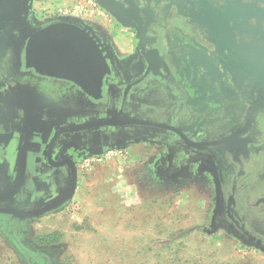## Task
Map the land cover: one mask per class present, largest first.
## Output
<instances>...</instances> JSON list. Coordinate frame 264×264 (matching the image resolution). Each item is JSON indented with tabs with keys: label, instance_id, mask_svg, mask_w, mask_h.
<instances>
[{
	"label": "flooded vegetation",
	"instance_id": "1",
	"mask_svg": "<svg viewBox=\"0 0 264 264\" xmlns=\"http://www.w3.org/2000/svg\"><path fill=\"white\" fill-rule=\"evenodd\" d=\"M112 1L115 5L114 9L117 10L118 7L120 10H117L120 18L135 27L137 31L126 32L113 19L93 24L72 22L95 39L109 64L110 71L105 76L101 96L94 98L76 83L44 76L27 67L26 50L30 36L52 24L71 22L53 20L42 26L30 23L36 29L31 31L28 15L31 17L30 22L34 21L38 14V2L0 0V25H3L0 28V37L5 34L16 35L20 40L23 38L25 44L22 50L20 73H32L33 78L44 88L53 89L58 88L59 85L60 88L71 92V98L65 101V105L61 101L49 99H45L43 103L49 110L46 115L49 122L52 117L59 115L57 122L60 125L53 129L45 144V161L48 169L60 172V175L55 177L57 183L52 185L51 176L44 179L49 188L46 187L47 194L43 196V201L39 200V193L36 192L37 194L33 193L30 206L11 207L4 205L6 203L0 205V241L5 242V237L9 232L11 233L10 227H13L11 234L15 237L14 247L28 258V261L23 263L17 255L14 264H56L43 256L45 249L39 251L35 248L31 251L33 247H30L28 253V248L25 247L27 241L23 238L19 243L17 234L21 228L28 230L32 220L70 204L71 199L50 211L43 212L65 200L71 194L75 183L78 187L85 161L110 150H122L121 147L133 148L142 156L145 154L147 159L154 160L152 173L160 176L167 183H178L180 186L191 184L202 188L204 194L207 193V198H213L210 220L213 221V225L216 224L215 231L228 232L229 238L243 239L264 249V191L257 192L253 187L257 180L264 179V91L259 92L255 100L253 98L251 101L248 99L243 101L242 108L237 110L230 111L227 104L225 107L217 105L219 109L217 112L216 109L210 108L209 110L213 109L215 114L218 112L222 114L219 122L224 128L213 131V136L210 138L202 130V126L197 128L201 116L188 112L187 107L184 108L186 102L178 92L182 75L185 77L189 74L191 68L200 71V56L196 57V55L203 52L208 55L204 57V63L208 66L207 76L211 78V84H215L214 73L217 69H221L215 70V66L213 72L210 71L215 63L221 62L218 66L224 65L225 71H228L224 64L225 57L220 53L222 49L231 53L230 56L234 59L230 58L234 64H238L235 59L246 62L245 66L249 67L247 74L264 77V43H239L240 38L246 42L243 38L245 33L239 36L235 31L233 24L236 22L234 17L236 15L233 14L229 17L230 22L224 24L220 31H216L213 25H208V21L213 24L214 20H221L215 15L219 14L221 4L231 6L226 0L225 3L220 2L221 4H217L219 0ZM250 1L259 8L260 12H264V0ZM117 3H120L121 7ZM229 11L225 10L226 13ZM50 14L55 17L58 15L53 8ZM246 18L253 26L256 20L249 17L248 13ZM262 20L264 22V18ZM87 26L93 27L104 40L113 43L118 40V43L127 45L119 65L112 63L98 39L87 30ZM225 28H228L227 35L224 32ZM22 32L30 33L24 38ZM250 32L253 34V30ZM254 33L259 35L258 31ZM233 36L238 43L231 40ZM218 39H224L223 43H219ZM182 48L189 49L193 55L189 61L183 62L179 70L174 66L178 64L184 53ZM238 50H243L247 55L242 57ZM225 71L222 74H225ZM178 75L181 76L180 80ZM29 81L33 82V79ZM257 81L260 83L262 79ZM224 84L238 90L241 98V91L244 89L241 84L238 86L234 84L231 72H228ZM7 90L11 88L0 83V91ZM25 92L32 96L27 88ZM34 99L36 105H39L38 99ZM77 103H83L89 115L78 120L67 119V113L71 112L70 107ZM229 117H239L236 121L238 123L229 126ZM68 138L71 140L68 144L71 148L69 155L66 156L61 153V145L65 144ZM244 143L249 144L253 149L249 157H256L262 162L261 167L252 168L255 170L253 174H257L248 180L240 178L237 167L239 162L233 158L238 147ZM219 152L223 154L220 155ZM61 192L66 193L59 199ZM40 246L46 247L44 244ZM9 247L14 250L10 244ZM2 252L0 249V256L9 254L15 256L13 251ZM0 263L11 264V261L0 259Z\"/></svg>",
	"mask_w": 264,
	"mask_h": 264
},
{
	"label": "rangeland",
	"instance_id": "2",
	"mask_svg": "<svg viewBox=\"0 0 264 264\" xmlns=\"http://www.w3.org/2000/svg\"><path fill=\"white\" fill-rule=\"evenodd\" d=\"M54 1L52 5L55 11L81 6L84 9L83 14L51 16V9L45 8L52 0H36L38 14L34 21L30 22L31 17L28 15L31 31L36 29L30 23L42 26L53 20H63L93 24L110 19L126 32L137 31L120 18L118 15L120 10L118 7V11L114 9L115 5L112 7L106 3L104 5L108 8L106 9L100 0ZM226 1L230 2L231 6L221 4L225 3L224 0L217 2L221 7L215 17L221 20H214L213 24L208 21V25H213L216 31H220L224 24L230 22L229 17L233 14L236 15L234 16L236 22L233 24L235 31L239 36L245 33L243 38L246 42L240 38L239 43H264L262 20L264 12H260L250 0ZM117 5L121 7L120 3ZM224 9L230 10L229 13ZM247 13L256 20L255 26L246 18ZM2 26L0 25V28ZM250 30H253V34ZM254 31H258L259 35ZM30 32L21 34L25 38ZM224 32L227 35L228 28H225ZM218 40L219 43H223L224 39ZM231 40L238 43L234 36ZM24 46L23 38L20 40L16 35L5 34L0 37V83L8 85L11 90L20 91L21 88H27L29 94L42 104L45 103V99H49L61 101L65 105V101L71 98L69 90L62 89L59 85L58 88H44L33 78L32 73H20ZM182 50L184 53L174 66L179 70L183 62L189 61L193 55L189 49ZM238 51L242 57L247 55L243 50ZM220 53L225 57L224 64L228 71H225L224 65L218 66L221 62L215 63L210 71L213 72L215 66V70L221 68L214 73L215 84H211V78L207 76L208 66L204 63V57H208L206 52L196 55L200 56V71L191 68L189 74L185 77L182 75V80L178 75L180 80L178 92L186 102L184 108L187 107L188 112L201 116L197 128L202 126L208 138L213 136V131L224 129L219 122L222 114H218L219 112L215 114L213 109L209 110L210 108L216 109L217 112L219 110L217 105L225 107L227 104L230 111L237 110L242 108L243 101L247 99L251 101L253 98L255 100L257 94L264 91V77L247 74L249 67L245 66L246 62L235 59L238 64H234L231 53L223 49ZM224 71L225 74H222ZM228 72L232 73L234 84L236 86L241 84L244 89L241 91V98L238 90L224 84ZM176 78L177 75L174 79ZM30 79H33V82H30ZM258 79L262 81L259 83ZM40 89L42 90L39 91ZM70 108L71 112L67 113V119L78 120L89 115L83 103H77ZM58 118L59 115H56L51 121L56 124ZM238 119L239 117H229V126L238 123L236 122ZM251 153L253 149L244 143L233 154V158L239 162L237 166L239 176L244 180L256 176L257 173L253 174L255 171L253 167L262 166L261 160L249 157ZM90 159L83 163L79 191L70 198V204L32 220L28 230L20 229L17 239L19 243L23 238L27 241L25 247L28 248V253L30 247H33L31 251L35 248L39 251L45 249L43 256L56 264H264V249L243 239L229 238L228 232L216 231L214 234L209 232L216 230V224L210 226L213 198H207L208 195L204 194L202 188L191 184L180 186L178 183H167L152 173L154 160L147 159L145 154L142 156L140 152H134L133 148L123 152L112 150L106 155ZM253 187L255 191L263 192L264 179L257 180ZM65 193L61 192L59 199ZM214 214H217V210ZM10 229L12 233L13 227ZM11 233L5 237L4 243L0 241V249L2 253L13 251L15 256L8 253V256H0V259L9 260L14 264L18 255L20 260L26 263L28 258L20 250L15 249V237ZM9 244L14 250L10 249ZM41 244L46 247L43 248Z\"/></svg>",
	"mask_w": 264,
	"mask_h": 264
},
{
	"label": "crops",
	"instance_id": "3",
	"mask_svg": "<svg viewBox=\"0 0 264 264\" xmlns=\"http://www.w3.org/2000/svg\"><path fill=\"white\" fill-rule=\"evenodd\" d=\"M52 3L55 1L49 3L50 9L54 8V5L51 7ZM86 28L98 39L112 63L119 65L127 45L118 43V40L114 43L104 40L93 27ZM48 112L44 104L36 105V99L29 96L25 88H21L20 91H0V205L6 203L4 205L11 207L30 206L33 193L36 192L39 193V200L43 201L48 187L44 179L51 176L52 185L57 183L55 177L60 175V172L48 169L45 161V144L53 129L60 124L50 121L53 123L51 124L46 116ZM69 142L71 140L68 138L65 144L61 145V153L66 156L69 155L71 148ZM127 148L121 147L122 152L128 150ZM110 152L111 150L103 155ZM78 189L77 187L75 195ZM211 225L213 221H210ZM209 232L216 233L212 230Z\"/></svg>",
	"mask_w": 264,
	"mask_h": 264
},
{
	"label": "water",
	"instance_id": "4",
	"mask_svg": "<svg viewBox=\"0 0 264 264\" xmlns=\"http://www.w3.org/2000/svg\"><path fill=\"white\" fill-rule=\"evenodd\" d=\"M100 1L106 9V3L114 7L112 0ZM26 63L28 68H33L41 75L76 83L94 98L101 96L105 76L110 71L107 59L95 39L72 22L55 23L34 32L28 41ZM75 190L76 183L65 200L43 212L72 198Z\"/></svg>",
	"mask_w": 264,
	"mask_h": 264
},
{
	"label": "built area",
	"instance_id": "5",
	"mask_svg": "<svg viewBox=\"0 0 264 264\" xmlns=\"http://www.w3.org/2000/svg\"><path fill=\"white\" fill-rule=\"evenodd\" d=\"M91 7V6H88ZM83 7L81 6H74L71 7L70 9H58L57 11H55L58 15H82L83 14Z\"/></svg>",
	"mask_w": 264,
	"mask_h": 264
}]
</instances>
